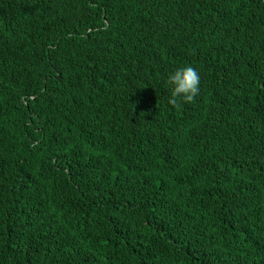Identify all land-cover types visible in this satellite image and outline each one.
I'll return each mask as SVG.
<instances>
[{"label":"trees","instance_id":"obj_1","mask_svg":"<svg viewBox=\"0 0 264 264\" xmlns=\"http://www.w3.org/2000/svg\"><path fill=\"white\" fill-rule=\"evenodd\" d=\"M0 264H264V0H0Z\"/></svg>","mask_w":264,"mask_h":264},{"label":"clouds","instance_id":"obj_2","mask_svg":"<svg viewBox=\"0 0 264 264\" xmlns=\"http://www.w3.org/2000/svg\"><path fill=\"white\" fill-rule=\"evenodd\" d=\"M166 84L170 103L193 101L201 91V73L191 64H185L168 75Z\"/></svg>","mask_w":264,"mask_h":264}]
</instances>
